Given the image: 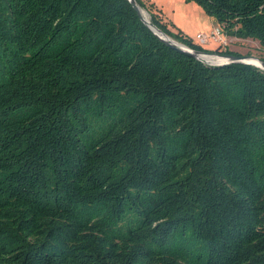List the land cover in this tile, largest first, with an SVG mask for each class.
I'll return each instance as SVG.
<instances>
[{
  "label": "trees",
  "instance_id": "16d2710c",
  "mask_svg": "<svg viewBox=\"0 0 264 264\" xmlns=\"http://www.w3.org/2000/svg\"><path fill=\"white\" fill-rule=\"evenodd\" d=\"M184 1L264 49V0ZM0 264H264V71L128 0H0Z\"/></svg>",
  "mask_w": 264,
  "mask_h": 264
},
{
  "label": "rangeland",
  "instance_id": "374dc122",
  "mask_svg": "<svg viewBox=\"0 0 264 264\" xmlns=\"http://www.w3.org/2000/svg\"><path fill=\"white\" fill-rule=\"evenodd\" d=\"M144 2L147 5L152 4L150 3L149 0H144ZM156 2H157L156 3L157 5L159 4L163 7L164 17H166L168 20L172 22L174 21L180 22L181 21L180 15L183 14V12H186L187 14L190 15V25H189L190 27L188 29V31L190 30V32H187V31L186 32L189 38L192 40V42H195V36L197 34H206L207 36H209L211 32L219 29L226 45H219L216 43L217 46L212 49L214 45V40L210 38L206 43H201L200 46L203 49H206L208 51H214L217 49L224 51L225 49H227L241 56H251V57H255L262 61L264 60V49L261 47V45L258 43L257 40H253L250 38L244 39V38H237L233 36L232 37L227 36L224 33V31L219 27L216 20L206 15L204 11L200 8V6H198L196 3L194 2L184 3L183 0L180 3V0H172V3L174 4L172 7L169 3V0H156ZM169 8L175 9L173 16L169 13V10H170ZM153 9L155 10V13H159V17L164 22L163 19L165 18L161 17L160 12L156 9L155 6H153ZM169 28L172 30L173 28L172 25L171 27L169 26ZM213 28H215V30Z\"/></svg>",
  "mask_w": 264,
  "mask_h": 264
},
{
  "label": "water",
  "instance_id": "95a60500",
  "mask_svg": "<svg viewBox=\"0 0 264 264\" xmlns=\"http://www.w3.org/2000/svg\"><path fill=\"white\" fill-rule=\"evenodd\" d=\"M129 3L131 4V6L133 7V9L138 13L140 19L142 20V22L153 32V34L161 41L163 42L165 45H167L168 47H170L171 49H174L178 52L187 54L195 59H197L198 61L207 64V65H224V64H229V63H241V64H247V65H252L254 67L259 68L260 70L264 71V61L259 60L255 57H251V56H220V55H216V54H208V53H203V52H199L193 49H190L189 47L173 40L172 38L168 37L166 34H164L162 31H160L158 28H156L151 22H150V17L148 16V13L141 8L138 3L135 0H128ZM142 12L148 16V19H145L142 15ZM178 43V44H177ZM200 56H212V57H217L219 59H222V62H218V63H208L206 61H204ZM252 60V62L250 61ZM254 62V63H253ZM255 62H257V64H255Z\"/></svg>",
  "mask_w": 264,
  "mask_h": 264
},
{
  "label": "crops",
  "instance_id": "0c3cea01",
  "mask_svg": "<svg viewBox=\"0 0 264 264\" xmlns=\"http://www.w3.org/2000/svg\"><path fill=\"white\" fill-rule=\"evenodd\" d=\"M144 1V0H143ZM150 1V3H152L155 7H156V9L160 12V15H161V17L163 18L164 17V13H163V7L161 6V5H157L156 3V0H149ZM184 1V0H183ZM182 2V0H180V3ZM169 3H170V5L173 7V3H172V0H169ZM184 3H186L185 1H184ZM170 10H169V13L173 16V14H174V12H175V9L174 8H169ZM182 13V12H181ZM180 17H181V21L180 22H176V21H174V22H172V21H170V20H168L166 17H164L165 19H163L164 20V22H166V24L168 25V27L170 26L171 27V25H172V30H173V32H180V33H182V34H184V35H186V36H188V34H187V32H190V30L188 31V29H189V25H190V15L189 14H187L186 12H183V14H181L180 15ZM216 26H218V25H216ZM214 27H215V25H214ZM220 27V26H219ZM221 28V27H220ZM170 29V28H169ZM214 30H215V28H213ZM171 30V29H170ZM171 30V31H172ZM187 31V32H186ZM189 37V36H188ZM195 43V42H194ZM217 46V44H216V42H214V45H213V47H212V49L213 48H215ZM211 50V49H210Z\"/></svg>",
  "mask_w": 264,
  "mask_h": 264
},
{
  "label": "built area",
  "instance_id": "2783aa9c",
  "mask_svg": "<svg viewBox=\"0 0 264 264\" xmlns=\"http://www.w3.org/2000/svg\"><path fill=\"white\" fill-rule=\"evenodd\" d=\"M210 38L219 45H226L219 29L211 32L209 36H207L206 34H197L195 36V43L200 46L201 43H206Z\"/></svg>",
  "mask_w": 264,
  "mask_h": 264
},
{
  "label": "bare ground",
  "instance_id": "6f19581e",
  "mask_svg": "<svg viewBox=\"0 0 264 264\" xmlns=\"http://www.w3.org/2000/svg\"><path fill=\"white\" fill-rule=\"evenodd\" d=\"M142 15L145 19H148V17L142 12ZM178 44V43H177ZM204 61L208 62V63H218V62H222V59H219L217 57H212V56H200ZM252 62V60H250ZM254 63V62H253ZM255 64H257V62H255Z\"/></svg>",
  "mask_w": 264,
  "mask_h": 264
}]
</instances>
